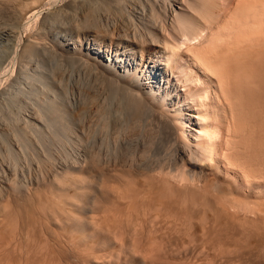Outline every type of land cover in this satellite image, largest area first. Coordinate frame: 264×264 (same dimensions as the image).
I'll return each instance as SVG.
<instances>
[{"label": "bare ground", "instance_id": "6f19581e", "mask_svg": "<svg viewBox=\"0 0 264 264\" xmlns=\"http://www.w3.org/2000/svg\"><path fill=\"white\" fill-rule=\"evenodd\" d=\"M62 1L65 2L64 0H62ZM67 1L68 0H66V2ZM75 1H72V2H75ZM80 1H82V0H80ZM94 1H96V0H94ZM113 1L114 0H109L107 3L111 4V2H113ZM116 1L120 4V5L118 4L119 8L121 6L125 7L124 6L125 2L123 3L124 0H115L113 3H115ZM138 1H140V2L136 1L137 3H135V2L134 3L136 5L138 3L140 4L141 0H138ZM144 1L145 2L142 3V5L140 4L141 6L139 5V10L136 12V13H139L141 15V17L142 16L148 17L147 18L148 20L144 19L146 17H144V18L142 17L144 19V22H145V20L147 21L146 23L143 22V19L141 21L144 23L142 25L145 26V29L147 31L146 32L147 35L145 34L146 37L144 39H142V38L145 35H143V37L141 36V39H142V40L140 39L141 41L140 40L135 41L133 38H129V37L126 38L128 35L129 36L134 35L133 33H132L133 35L129 34V32H130L129 26H131V24H130L131 21H130L129 23H127L128 26H127V24H125V26H127L128 28L124 27V28L128 29V33L126 32L127 36L124 34L125 38L121 36L122 38H124L121 40V37L119 36L120 35L119 34L118 36L120 37V39H116V40H119V42L121 40L122 44H121V42L120 43H114L115 41L113 40V37L111 38V41L113 40L114 42L112 41V43H106L105 40L106 39L110 40V37L104 39L107 34H103V31L101 34L100 33L101 30L97 29V32L99 31L100 34L97 33L95 35H92V33H91L92 30L86 31L92 27L93 23H95V22L91 21L92 24H90L89 23L90 20H93V21L96 20L97 21V19H94L95 16L92 18L90 16L84 17V19L89 18L88 21L85 20L87 26H85L83 23H80V25L83 24L81 26H83V27L85 26L86 30L83 29V27H82L83 30L81 29L82 30L81 31L77 27L78 25L75 24V25H77L75 27V29L78 31V32H76V30H75L76 34L75 33L74 34L76 36L71 37V38H67V36L64 35V32L60 31L57 34L55 33L54 39L58 43L57 48L60 47V49L61 48L67 49L68 51H70V53L72 55L73 54L74 55L75 54L83 55L84 56L83 58L86 57L87 60H90L93 63L92 66L93 65L95 66V71H96V69H98L97 72L100 71L101 74H103L105 76V77L102 76L101 78H103V77H104L103 79L106 78L107 80H105V81L107 84H108V82H110L109 86L107 85L106 88H104V89H108V90L111 89V91H113L112 88H114L115 93L120 92V93H118L119 95H121V93H122V95L124 97L123 96L119 97L121 102L119 100L118 101L120 102V105L123 101V105H121V106L123 107V112L125 114L123 115L122 109L120 108L121 113H119V115L122 114L125 118L129 117V118H127L128 121L130 118H131V120L137 119V121H138V119H141V121H142L144 118L146 119V118L154 117L156 119V120L155 119L154 120L158 122L157 124H159L158 126L161 127L159 129L165 130V131H163V132H166L165 135L162 132V130H161V132L163 133L164 137L165 136L166 137L162 138L161 137L162 135L160 136V135L156 134L157 135L156 138L159 136H160L159 138H162V140H160L161 142H158L159 140L158 141L154 140V141H152V142H154L152 144L150 142L152 139L151 138L150 140H148L149 142L148 141L146 142L147 145H149V146L146 145V148L149 149L150 145L152 147V145H154L157 142L160 143L159 146H157L159 148L155 149V148H157L156 147V145H158V143H157L156 145H154V147H155L154 149H152L153 148L152 147L148 150V151H151V150L154 151L155 150L154 153L151 151L152 154H150V153L148 154L147 153L148 151L146 149V152H144V150H143V152H140V151H142V150H140L139 152H140V154L141 153L142 154L137 155L138 149L142 145H144L145 142H143V141H144V139L147 140V138H144V139L139 140V141L136 138L135 141L136 140L137 141L134 142V140H133L134 143H132V145H131L130 143L132 142V139H130V138H132L131 136L133 134L132 135L130 134L131 136H129V134H128L127 137H130L129 138L130 141L127 138V139H125L126 142L124 144H126L127 140H128L129 143H127L128 145L127 144L126 145L127 146L131 145V147L129 146L130 148L128 149V147L125 146V148H124V146H123V148L125 150H127V149L128 150L124 154L120 150L121 153L120 152L119 153L122 154V156L121 155L119 156V154H118L119 157L115 156L116 159H115V161H113L114 162L113 164H111L109 161H107V164L102 162L104 164V166H103V164L101 163L103 158L100 161L101 154H99V152H96V153H98L96 155H100V158L93 153L95 156L92 154L94 157H92V159H90V161L88 159L85 166H81V167L76 166V169L73 166L74 167V169H73L67 165L69 170H67L64 174H62L60 176L58 175L59 172H57L56 170H55L56 172L54 171L55 174L52 171L53 176L54 175L56 176V173H57V178H55V177L54 178L57 180L58 185L60 186V188H59L60 190H59L57 187H55V186H57V185H55V183L54 184L51 183L53 185V187H55V189H52V190H59V191H53V194H55V196H56L54 201L56 199L61 200L60 204L63 203V206L61 205L62 209L59 208L60 210H57V207L55 208V205H56L55 202H57V205H58V203L60 201L59 202L53 201L54 203L53 204L51 203V204H52V207L54 205L55 209L52 207L50 208V206H49L50 203L47 200L48 198H46L43 201H47V204L49 207L46 208L43 205L44 202L41 201L42 204L39 203L38 206L36 205L35 209H34V206H35L34 205L32 209H29L30 210V212H29L28 208L32 207L31 202H29L30 198H31L30 201H32V199L35 200L33 197L40 195V193L38 195L37 194L33 195L30 193L31 195L27 194V196L29 197V200L27 198L28 202L25 201V203L26 202L28 203V204L26 203L27 204L26 207L29 205V207L26 208L27 209L26 211L31 213V214L37 215V219L39 218L38 221H42V223L44 221L46 223L49 222L50 226H53V227H54V225L52 224V222L57 223V224H55V226L57 228L54 227L56 229L51 228V227L49 229L48 223H47L48 225L45 227V228L48 227L49 230L46 229V231L48 230L47 233L49 232L48 234H50V235L54 232L52 230L53 229L55 230V232L52 234V236L54 235V238L50 237L51 238L50 240L52 242L51 244L55 245V243H56L60 246V244L63 243V240H65L66 241L65 246H67V243H69L67 247H69V245L71 246L70 249H68L67 247H65V248H67L68 251L70 250L71 252L70 251L67 252V249H64V250H66L67 256L64 253L65 251L63 250V253L61 255L65 254V255H63V256H65L64 259H63V256H61L62 257L61 258L60 255L57 258V257H55L54 252H57V253L61 252L60 251V250H62L61 247L64 246V244H62L60 246V249H58L59 251H56V248H54L55 251L54 250L52 251V249H49V247H48L51 245L47 243V247H45V249L47 248L46 251L44 249L40 252L38 249L39 253H41V254H39V256L41 255L39 260H38L39 257L37 255L38 251H36L37 253H35V251H34V253H32L33 250L32 251L31 250H28V251L23 250V253L21 255H20V253H17L20 256L15 254L16 256L19 257V259L17 257L18 260L15 258V260L18 262V264H31V263L35 264V259H37L36 264H64V263H62L63 260H64L65 264H67V263L73 264L76 262H78L80 264H158V263L164 264V263H166V261H164L165 258H164V260L162 258L164 256L163 254L165 252H167V254L168 253L171 254L172 251H176V252L179 251V253H175V256H174V252L172 253L173 256H171V255H170L171 257L169 256L170 258L175 257L177 260V258H178L177 254L180 255V251H182L185 255L186 254L185 252L188 253V251H190L193 248L197 249V251L199 250L198 253L202 256L205 253H207L208 251L213 250L211 253H214V255H213L214 257H211L212 259L211 258L209 259V257L211 256L209 252L207 253L210 255V256L208 255V258L207 257L203 258L202 256H199L198 253H196L199 256V258L197 257L198 262H193V260L190 259L192 257L189 258L191 260V262H190V260L188 259L189 256L187 257V259H185L186 255L183 259H181V261L189 260L188 261L189 264H206V263L207 264H211V263H213V264H231V261L234 262L236 259L235 257H237V255L240 257L241 256L244 257V255L252 254L254 251L255 252L262 251L260 253L264 254V249H263L264 243H263V245L261 243L254 244V243H251L250 239H249L250 241L243 240L242 242H240V243H242L241 245L235 244L236 242H239L240 240L231 241L232 244L233 243L234 244L233 245H227V244L223 243L222 241H217L216 239L215 240L217 242L212 244V242L209 241L210 237H212V236L209 235L210 234L209 233L210 228L208 227V225H210V222L211 221L213 222L214 217H215L214 222L218 223L216 220H218V221L220 220V222H221V220L223 219V216L219 215V214H222V213H225L224 215H226L228 213L227 216H229V217L233 216V218H234V215L235 216L238 215V219H241L242 221L244 220V218L249 219L248 222H246L247 220H245V222L247 224H250V222H249V221H251L250 219H252V222H254L256 219L264 220V202H263L264 198L263 197L260 198L259 196H261V195L258 196L257 193L255 194V189H254V187H255L254 182H256L255 180H258V178H260V177H261L260 179L264 178L262 176V175H264V0H168L167 4L164 3V1H163V3L166 5L161 4V6H159L160 3H159V5L155 4L156 0H144ZM56 2H57V0H0V88H1V85L6 81H8V84L7 83H5V84H7V85L10 84L9 81H12L14 79L13 77L16 76V75L14 76L15 72H17V74H19L18 75L19 80H21V81H19V80L17 81L18 84L20 82H23V83H26V85H28L27 82H29L30 87L33 85L30 83V81H32V80H36L39 83V82L44 81L43 80L44 76H45V79L55 77L52 75H51L52 77L48 76V75H50V73L46 70H45V72L46 73L48 72L49 74L47 73L48 74L47 77H46V73L44 75V69H45L44 65L47 64V61H50V60L53 62L52 63H51V61L48 62V66H49V63H50V65L53 64L55 61L53 59H55V57L52 58V56L53 55L55 56V54L52 53L53 55L51 54L52 56H49L50 55L49 52H45V51H50L49 49H51V48H48V50H46L47 47H46V49H44L42 47L43 45H46L45 44L46 42L43 43V41H45L44 40L45 36L47 34L49 35V32H47L48 28L46 29V34H43L44 33L43 31H45L44 29L47 27V25L49 23H51V22H48L46 17L48 16L49 13H50L49 14L50 16L52 14H54L53 13L54 11H51L52 13L50 11H49V13L47 12V16L44 15L45 16L44 19L47 20L44 23H46L47 25L45 24L46 25L45 26L44 23L42 22L43 23L42 25H44L45 28H41L39 26L40 29H43L42 32L39 29L41 34H38L40 32L37 29L36 30L38 32L34 31V32H36L37 35L32 33L33 30L32 31L30 30V32L32 33L31 34L32 36H30L26 30H28V28L30 27V24H29L30 22L39 21L40 18L44 17V16H42L43 11L41 12V10H40V7L42 5L43 6L44 5H46V6L47 5H49V6L55 5V4H57ZM72 2L70 0V4ZM84 2H85V0L83 1V3ZM89 2H91V3L87 4L88 7L93 3V0L92 1L90 0ZM103 2H104V0H103ZM103 2L101 1V4ZM142 2H143V0H142ZM159 2H160V0H159ZM76 3L79 4V2H77V1H76ZM121 3L123 5H121ZM67 4H68V2H67ZM70 4L67 6L65 5V6L67 8L72 7L71 10L74 7H75L74 10H75L76 6L78 5V4H76V5L72 6ZM72 4H74V3H72ZM96 4H98V3H96ZM101 4H98V5L101 6ZM94 5H93V7H94ZM156 5L158 7H163V11H159V9L162 10V8H159L157 10L158 7L156 8ZM103 6H105V8H106L107 5L103 4ZM91 7H89L88 9L90 10V12H92L91 14L93 16V13L95 15L99 10L97 12H93V11H91V9H92ZM135 7H138V5ZM79 8H82V7L79 6ZM96 8H97V6H96ZM97 9H101V8L99 7ZM112 9H113V7H112ZM135 9L137 10L138 8H135ZM74 10L71 12V14L73 12H75ZM78 10H80V9H78ZM86 10H87V8H86ZM86 10H85V12H86ZM61 11H62V7H61ZM94 11H95V7H94ZM102 11H103V9H102ZM65 12H66V8L64 10V13ZM90 12L89 13L87 12L86 15L90 14ZM99 12H101V11H99ZM61 13H63V12H61ZM55 14H54V16H55ZM74 14H76V13H74ZM104 14H106V13H104ZM53 17H51V18L53 19ZM141 17H139L140 18L139 20H141ZM51 18L48 17L49 20ZM55 18H57V17H55ZM158 18H161V20ZM44 19H43V21H44ZM54 19H53V21H54ZM79 19H80V17H79ZM133 19H134V22H132L133 27L135 25V27H137L136 30L138 31V26H136V23L138 24L139 20L138 21L136 20L137 22L135 23V16ZM62 20H63V18H62ZM130 20H131V18H130ZM40 21H39V23H40ZM50 21H52V20H50ZM53 21H52L53 25H51V26H54L56 24V23L54 24V22H56V21H54V22ZM60 21L58 20L57 22H60ZM85 21H83V22L85 23ZM78 22H80V21H78ZM37 23H35V26L39 25V24L36 25ZM61 23H57V24L60 25ZM64 25L65 24H63L62 26H64ZM66 25H67V23H66ZM94 25H96V24H94ZM138 25L140 26V24H138ZM55 26H54V29L53 28H50V29L55 30ZM60 26H59V29L63 30V28H60ZM71 26H73V24L72 25L69 24L68 27L73 29L74 27L72 28ZM89 26H91V27H89ZM98 27H100V26H97V28ZM143 27H141V28H143ZM57 29H58V27H57ZM71 29H68V30L71 31ZM102 29H103V27H102ZM23 30L25 32H27L29 35V37H27L26 39H23L22 37H20V32ZM66 30H67V28H66ZM123 30H126V29H123ZM132 31H133V28H132L131 32ZM141 31H145V30L143 29ZM141 31L139 30L137 33L139 34V32H141ZM73 32H74V29L71 33H73ZM95 32H96V30H95ZM108 32H109V30H108ZM123 32L125 33V31H123ZM42 34H43L44 38H42L43 37ZM52 34H54V33H52ZM62 34L64 36H62ZM112 34H113V32H112ZM35 35L36 36L39 35V37H37V38H40V37L42 38V40H43L42 44L40 42L41 40L39 42L36 40ZM71 35H73V34H71ZM101 36L102 37L104 36V38H102ZM135 36H139V35H135ZM116 38H117V36H116ZM138 38H140V37H138ZM51 39L53 40V38H51ZM49 45H51V44H49ZM49 45L47 44L46 46H49ZM51 50H55L54 53H56V51L58 49H56V47H54V49H51ZM44 52L46 54L48 53V58L51 57L52 59L48 60V58L46 57L47 55ZM64 53H65V50H64ZM68 55H70V54H68ZM67 56H66V60H67ZM63 57L64 56H62V58ZM46 58H47V60H46ZM68 58L73 59V56L72 57L70 56ZM83 58H82V60H83ZM77 59H80V58L76 57L75 60H77ZM17 60H19V62H20L19 67H17V65H18L16 62ZM35 61L37 64H34V66L37 65L36 66L37 68H36V70L35 69L33 70V66H31V69L33 71H35V74L33 72H31L32 73V75H31L30 71H29L30 67H29V69L27 67L32 65V63ZM72 62H74V60H72ZM84 62H83V64H84ZM87 63L88 62H86V64ZM57 64H59V63H57ZM79 64H77V65L79 66ZM45 66H47V65H45ZM88 66H91V65H88ZM51 67H52V65H51ZM92 68L89 67L90 70ZM54 70H55V68H54ZM84 70H86V71L88 70L87 66H86V68H84ZM52 72H54V71H52ZM60 72H62V71H60ZM100 72L98 73L99 75H100ZM87 73H89V72L87 71ZM90 74H91V72H90ZM94 75H96V74L94 73ZM91 76H93V75L91 74ZM96 77H98V76L96 75ZM96 77H94L95 82L96 81L98 82V80H96ZM15 79H14L15 83H14V81H13V83L17 85V82H16L17 79L16 80ZM100 79H99V81H100ZM33 83H35V82L33 81ZM100 83H102V81ZM103 83H104V81H103ZM5 84L3 85L4 87L6 86ZM13 85H12V88L9 86L5 87V88L6 89L7 88L13 89V87L15 88V86H16V85L15 86H13ZM23 85L24 84H21V85H19V87L20 86L23 87ZM34 85L36 86V84H34ZM41 86H43V85H41ZM91 86H93V84ZM98 86H100V85H98ZM111 86H112V88H110V89L107 88V87H111ZM22 87L19 89L21 90V93L23 95V89L24 88H22ZM103 87H104V84H103L101 89H103ZM26 88L27 87H25V90H26ZM33 88H32L33 91H35L37 89V88L35 89V87H33ZM88 88H89V86H88ZM96 88H94L93 91L91 90V88H89L91 91L90 90H88V91H90V93L95 92L94 90H96ZM25 90H24V92H25ZM6 91L7 90H5V92ZM10 91H12V90H10ZM62 91H61V93H62ZM3 92H1V93H3ZM12 92H15V91L13 90ZM17 92H20V91L18 90ZM36 92H37V90H36ZM96 92H97V94H99L98 91H96ZM105 92H106V90L103 91L104 94H105ZM108 92H110V91H108ZM108 92H106L105 96L108 94ZM1 93H0V95H1ZM16 93L14 95H17V96L13 95V96H11V98L9 100L3 99L2 101H5V102L7 100L11 101L9 103L8 102H6V103L4 102V103L7 106H8V104H9V106H10V104L17 106V108H16V110H17L20 106L22 107L23 104L21 105V103H22L21 100H22L23 96H24V98H26L25 93H27V92L24 93L25 95H23L22 98H20L18 93L17 94ZM21 93H19V94L21 95ZM28 93H32V92L29 91ZM28 93L26 96L30 95ZM103 93H102V95H104ZM10 94H12V93H10ZM34 94H37V93H34ZM34 94L32 93V96ZM40 94H41V92H40ZM110 94H114V91L112 93L110 92ZM7 95H8V91H7ZM7 95H5V98H8ZM34 96H36V95H34ZM95 96H92V97L97 98L99 95H96V93H95ZM111 96L113 97V95H111ZM2 97H4V96L2 95ZM2 97H0V98H2ZM89 97H90V94H89ZM89 97H87V98L89 99ZM95 98H94V101H95ZM98 98H100V97H98ZM114 98H115V96H114ZM38 99H39V97H38ZM100 99H102V96ZM107 99H110V97ZM107 99H105V100L102 99V100L107 101ZM112 99L113 98H111V100ZM29 100H31V99H29ZM91 100L92 99H90V101ZM99 100L97 102H99ZM92 101H91V104H92ZM104 101H102V105L103 104L104 105H107V104H109V105L113 104L114 105V103H112L113 101L112 102L110 101V103H108L109 101H107L106 104L104 103ZM25 102H26L25 103L26 104L25 108H26L29 102L28 103H27V101H25ZM84 102H86V101H84ZM4 103H2V102L0 103V111L1 110L3 111V115L5 114L4 111L5 112L11 111L10 116L12 118H14L13 120L15 122H18L17 120H15V117L12 115L15 113L17 115L19 111H17V112L15 111V113L12 112L11 109L15 108L13 105H12L13 107L10 106L11 109L9 111L6 110V108H3ZM30 103L33 104L32 102H30ZM53 103H55V102H53ZM81 103H82V101H81ZM88 103L89 102H87V104ZM31 104H30V106H31ZM91 104H89L88 106H90ZM94 104L95 105H93V106L95 108H97L96 104H98V103H96V101H95ZM115 104H118V102ZM18 105H19V107H18ZM46 105L44 104L43 106L46 107ZM7 106H4V107H7ZM86 106H83V107H86ZM10 107H8V108H10ZM31 107H33V106H31ZM99 107H101V103H100V105H98V111L101 109ZM107 107L108 106H106V108ZM113 107L114 106L110 107L111 110ZM22 108H24V107H22ZM106 108H104L106 111L109 110ZM19 109H21V108H19ZM44 109L45 108H43V110ZM104 109L102 110L103 112H104ZM115 109L117 110L118 108H115ZM14 110L15 109H13V111ZM26 110H28V108H26ZM32 110H33V112H36L35 114L37 115V116H35L36 117L35 121H37L39 123H43V126H45V127L46 126L50 127V124L53 122V120L58 117V116L54 115L55 118L52 117L53 120L51 119L50 116L46 117L47 115H46V113L44 114L45 111L43 112L42 108L38 109V111L42 110L40 114H39V112L37 113V111H34L37 109L34 108ZM32 110L30 109V111H32ZM111 110L109 111V112H111V114L108 111L107 112L111 115V117H113L112 116L113 110L112 111ZM95 111H97V110H95ZM114 112L116 113V111H114ZM19 113H21V112H19ZM23 113H24V109H23ZM31 114H29V115H31ZM106 114L107 113L104 112V117L103 116H101V117L107 118ZM95 115L98 116L97 113ZM5 116L7 117L6 114H5ZM21 116H22V113H21ZM116 116L117 115L114 114V117H116ZM0 117H1V115H0ZM16 117H18V115ZM124 117H117V118L120 120V118L123 119ZM5 118H4V116H2L0 118V122L3 121ZM21 118H19V119H21ZM23 118H24V116H23ZM32 118H33V116H32ZM109 118H107V119H109ZM125 118H124V120H125ZM29 119H27V117H26L23 121L19 120L20 122L23 123V125H22V127L24 126L23 130L26 128V130L29 129V131H30L31 128H33L32 127L33 126L32 120L31 119L29 120ZM94 119H95V117H94ZM114 119H116V118H114ZM150 119L152 120V118H150ZM9 120L7 122L8 125L7 126L3 125V127L5 126L8 128L9 124L12 122V120L10 122H9ZM119 120H118V123L121 124L120 126L121 127L124 126L125 122H123L121 120L123 122L122 123V122H119ZM151 120H149V121H151ZM4 121H6V120H4ZM128 121H127V124H128ZM135 121H134V123H135ZM105 122H106V120H105ZM115 122L116 121L114 120V127H115ZM56 123L57 122H55V124ZM134 123H133V126H134ZM138 123L141 124L140 122H138ZM1 124H3V123H0V125ZM5 124H6V122H5ZM20 124H18V129H19ZM157 124L155 123L156 126L154 125L156 128H157ZM11 125H13V124H10V126ZM105 125H107V124H105ZM10 126H9V128H10ZM37 126H38V129H40V130L42 129L41 124L40 125L38 124ZM39 126H40V128H39ZM65 126L63 127V129L65 128L67 130V128ZM125 126L127 128L126 124H125ZM137 126L135 129H137ZM22 127L20 126L19 132H18V129L16 128L15 134L12 133V134H9V136L7 135L8 136L7 139H9L11 136L14 138L13 135L17 136V132L20 135L24 136L25 135L24 133L23 134L20 133V132H22ZM114 127H113V129H114ZM116 127H118V126H116ZM121 127H119V128H121ZM140 127L138 126V128H140ZM133 128H132V131H134ZM156 128L154 130H156ZM11 129H12V126H11ZM104 129H106V128H104ZM122 129H123V127H122ZM122 129H121V131H123ZM159 129L157 130L158 132H159ZM4 130L6 131V128H4L2 130V132ZM26 130H24V131H26ZM42 130H44V129H42ZM42 130L40 131V133L42 132ZM118 130H117V132H118ZM31 131L29 133H31ZM136 131H138V130H136ZM149 131H151V130L148 129L147 131H144V132H149ZM153 131H151V132H153ZM157 131H156V133H158ZM26 132L28 133V131H26ZM33 132H35V131H33ZM129 132H131V131H129ZM144 132H142V134ZM161 132L158 134H161ZM29 133H28V135H29ZM96 133H97V135L99 134V132H97V130H96ZM139 133H141L140 129H139ZM139 133L136 132L137 135H139ZM0 134H2V133H0ZM101 134H103V133H101ZM114 134H115V132H114ZM121 134L122 133L119 134V137ZM146 134L148 135V133H146ZM4 135L5 134H2V136H4ZM123 135L124 134H122V136ZM16 136H15V138H17ZM32 136L33 135H31V138H32ZM101 136H103V135H101ZM133 136H135V135H133ZM140 136H141V134H140ZM145 136L146 135H144L143 137H145ZM104 137L105 136H103V140L105 139ZM141 137H138V139H141ZM151 137H152V135H151ZM133 138H135V137H133ZM156 138H154V139H156ZM20 139H21L20 144H21V142H22V144L24 143L23 146L27 148V145H28V143L26 144L27 139L24 137H22ZM13 140H11V141H13ZM18 140H19V138H17V141H14L13 143H15V142L18 143ZM30 140H32V139H30ZM94 140H96V138H94ZM103 140L102 139L100 140V137H99V142H101V141L103 142ZM105 140H107V139H105ZM119 140H120V138H119ZM0 141H2V140H0ZM117 141H118V139H117ZM41 142H42V140H41ZM95 143H96V141H95ZM95 143L93 145H95ZM104 143L105 142H103V144ZM107 143H109V142L107 141ZM114 143H116V142H114ZM140 143H142V144H140ZM148 143H151V144H148ZM1 144L2 143H0V145ZM37 144L40 145L38 142L36 143V145ZM96 144H101V143L97 142ZM109 144H111V143H109ZM109 144H108V146H106V148L110 147ZM120 144H121V142H120ZM17 145H19V143ZM34 145H32V146H34ZM102 145H100V146H102ZM116 145H114V146H116ZM42 146H43V144H42ZM30 147H31V145H30ZM43 147H44L43 150H46L45 146H43ZM99 147H98V151L102 152L104 145H103V147H101L102 150H99ZM116 147H114V148L116 149ZM120 147H121V145H120ZM144 147H143V149H144ZM19 148H20L19 150H21L23 147L19 146ZM32 148H31V151H32ZM4 149H7V147ZM9 149H8V151H10ZM40 150H41V147H40ZM96 150H97V148H96ZM110 150L108 153H105V152H107V149H106V151L104 153L108 155L110 153ZM117 150L118 149H116L115 152H117ZM5 151L3 150V152H5ZM13 151L16 152V150H13ZM23 151H20V153ZM1 152H2V150H1ZM3 152H2V154H3ZM24 152H26V150ZM87 153H88V151H87ZM2 154H1V156H2ZM10 154H13V153L10 152ZM24 154H26V153H23V155ZM16 155H14V159L11 158L15 161L13 164L5 156L8 163L10 162L9 164H11V165L7 164L8 166L6 165L7 171L8 170L9 171H15L16 170V168H17V164H16L17 163V161H16L17 157H16ZM110 155H112V154H110ZM114 155H117V154L114 153ZM114 155H112V156H114ZM3 157L4 156H2V158ZM37 157H39V155ZM102 157H103V155H102ZM8 158H10V157H8ZM46 158H48V157H46ZM86 158H87V156H86ZM89 158H91V157H89ZM109 158H111V156ZM105 159H106V155H105ZM112 159H114V158H112ZM29 160L31 161V158ZM50 160H48L49 163H50ZM106 160H108V159H106ZM3 161H4V158H3ZM38 161L39 160L37 159V162ZM84 161H83V163H85ZM108 162H109V164H108ZM23 163H25V162H23ZM3 164H4V162H3ZM62 164L63 163H61L60 165H62ZM76 165H78V163ZM6 166L3 165L2 166L3 169ZM70 168H71V170H70ZM47 169H49V168L47 167ZM47 169H45V170H47ZM59 171L61 173H63L62 170H59ZM63 171H65V170H63ZM222 174H223V176H222ZM226 174H228L227 177H226ZM16 175H18V174H16ZM53 176H52V178H53ZM11 177H13V176H11ZM30 177H31V175H30ZM47 177H48V175H47ZM8 179H10V178H8ZM14 179H16V178H14ZM49 179H50V176H49ZM13 180H11V181H13ZM45 180L43 183L40 180H38L42 183V184L40 183L41 184L40 186H39V182L37 181L38 182L37 185L39 186L40 191H41V189L44 190V188H46L45 187L46 184H44V183H49V182H45ZM56 180H54V182ZM20 181L21 180H19V182ZM258 181H260V180H258ZM51 182H52V179H51ZM13 183H12L11 187L16 184V183L15 184H13ZM33 184H35V183H33ZM49 184L46 185L47 188L51 187V185L49 186ZM19 187H22V186L20 185L17 187V189H14L17 191L16 192L17 194H18V190L19 191L21 190V188H19ZM33 187L34 186H32V188ZM12 188H15V187H12ZM22 188H24V186ZM25 188H26V186H25ZM2 189H3V187H2ZM11 189H9V190H11ZM248 189H251V192H252L251 194H249ZM33 190H35V189H33ZM33 190H32V193H33ZM48 190H51V189H48ZM48 190H46V192H48ZM52 190L50 193L51 195H52ZM12 191H13V189L11 190V192ZM36 191H37V189H36ZM247 191H248V193H247ZM261 191H263V190H261ZM13 192L11 194L16 199V202L18 201V204L19 203L21 204L22 201H24V198L27 197L26 194L24 192H22V193H24L25 197L23 198L22 201L19 202V200H21V198L14 196L15 194H13ZM30 192H31V190H30ZM4 193H6V192H4ZM260 194H262V192ZM18 196H20V195L18 194ZM46 196H47V194H46ZM262 196H264V195H262ZM41 197L38 196V198L40 200L43 198V197L42 198ZM6 202H7V200H6ZM60 204H59V207H60ZM14 205H12V206H14ZM18 206L17 207L14 206V208L16 207L17 209H19ZM22 206H24V208H25V205L22 204ZM22 206L20 205L19 207H22ZM14 208L12 207V209H14ZM4 209H0V210H2L4 213L5 212ZM9 209H11V208H9ZM11 210L9 211L10 212L9 216L7 215L9 212L8 213L6 212L7 214L4 213L6 215V217L8 216V218H9L12 215L11 213H13L14 210L12 212H11ZM20 210L21 209H19L18 211H20ZM16 212H14V214H17ZM87 212H89V217H90V213H91V215H92L91 219H93L92 221H94V222L99 221L98 222L99 225H100L101 221H107L108 223H110L109 222L110 220L112 221V224L111 223L108 224L109 226H111L110 230L107 229V228H109V226H106V225H105V227H107V228L106 229L103 228V230L105 229V231L106 230L109 231L108 233H106L107 231L104 232L106 234V235H104V237L97 234L102 229L100 226L99 227L101 229L98 230L99 232L97 230H94V232H96V234L94 232H93L94 234L90 233L92 231L89 230V226H91L90 229H92L93 227L90 224L91 219H89V217L87 216L88 215ZM20 213H18V215H20L18 218L22 217V219L25 218V217H23L24 215L28 216V214H29V213L28 214L26 213V214L22 215V211ZM82 213H84V214H82ZM85 213H86V215H85ZM230 213H232L231 214L232 216L229 215ZM3 215H1L2 217H0V220H1L0 224L1 225H2L1 222H3L2 219L5 218V215H4V217H3ZM34 215H32L33 216L32 218H34ZM81 215H85V217L83 216L82 217L83 219H82ZM217 215H219V217ZM86 216L90 220V223L87 222L86 220H84V218H86ZM221 216H222V218H221ZM240 216L242 218L243 217L244 218L242 219V218H240ZM217 217H218V219H216ZM10 218H11L10 221L11 220L12 221L13 220H16V221L19 220V219H13L12 217H10ZM233 218H230V219H233ZM5 219H3V220H5ZM119 219L121 222H122L121 219H125L127 221L128 220L130 221V219H132L135 222L138 221L136 223L138 225L140 224L139 222H141V224L143 223L142 224L143 226L140 225V227L142 226V228L141 229L139 228L143 232V234L140 233V231L139 232L137 231L138 229L136 228L137 227L136 226L133 228V231L131 230L132 231L131 235H130L131 237L127 236L130 234V230L128 232L126 231V235L123 236L125 233V229H126L124 227H127V226L123 225L125 220H124V222H122V225L124 227L122 225H119L120 221H116ZM195 219H196V221L194 223ZM230 219L228 218V220H230ZM235 219H234V221H235ZM27 220H29L28 222H31V225H33L32 224V222H34L33 219L31 220V218H30ZM27 220H25V219L23 220L26 222V225L28 223ZM53 220H55V222ZM113 220L118 222V225L115 226V224H113ZM132 220H131V222H133ZM198 220L200 221V223L198 224L199 226L194 225V224L198 223L197 222ZM16 221L15 222L13 221L14 223L13 222H11V223L16 225V223H17ZM115 221H114V223H115ZM162 221H164V222H162ZM8 222H9V220H8ZM45 222H44V224H46ZM165 222L166 223L168 222L170 224V226H171V224H173V226L176 228L177 232H179L178 234L182 233V235L179 236L181 238H179L177 236L178 234H176V235L174 234L175 237L173 238V240L171 239L173 235L171 237H169L170 240H172L171 241L172 243H173L175 238L178 239V241L181 239L179 241L180 243L178 242L179 245L177 243L176 244L173 243V246L171 244H169V242H168L169 239L167 238L168 237L167 233L171 232L170 230H174V229H171L170 227H168V230H169V228H170V230H169V232L165 233L166 231H168V230H166L167 227H165L166 231L164 229H162L166 225ZM224 222H226V221H224ZM237 222H238V220H237ZM5 223L3 222L2 226H4ZM9 223H7V225ZM102 223H104V222H102ZM127 223H128L127 225L129 226V222H127ZM157 223L163 225V226L161 225V227H162L161 229L158 228L159 230H162L163 232L158 231L159 232L158 233L156 231L157 230L156 229ZM242 223H244V222H241V224ZM12 224H10V225H12ZM37 224L40 225L41 223L38 222ZM169 224L167 226H169ZM15 225L12 227L13 229L10 232L15 231L14 227H15V229H18V226L20 224L18 226L17 225L15 226ZM26 225L23 224L22 226H25L26 227L25 230L27 231L28 229H27ZM28 225H30V224H28ZM113 225H114V227H113ZM130 225H131V223H130ZM132 225H133V223H132ZM43 226H45V225H43ZM97 226H96V229H97ZM173 226H172V228H173ZM4 227L7 228L6 226H4ZM121 227L124 228V233H123V228L121 229ZM210 227L215 229L214 225L213 226L210 225ZM34 228L36 229V227H34ZM94 228H95V226H94ZM127 229H129V227H127ZM1 230H2V228H1ZM19 230H20V228H19ZM59 230L61 233L59 232L60 234H58V237L59 238L61 237L60 239L62 240V242H61V240L59 241L61 243H59L57 241L58 238L55 236V235H57L56 231H59ZM6 231H7V229H6ZM120 231H122V233H123V234L121 233L122 236L124 237L123 239H121ZM62 232H64L63 235H61ZM136 232L140 233V236L141 235L143 236L144 234L147 235L145 237V242H143L144 237L139 238L140 240L137 239L139 237L138 236L139 234ZM155 232H156V234L158 233L157 234L158 236L165 233L163 235L164 236L166 235L167 237H166V241L164 239H163V241H165L166 243L165 242L161 243L162 238H164L163 236H160V238L162 237L161 239L160 238L158 239V237L155 238L156 237ZM160 232H161V234H160ZM210 232H211V230H210ZM43 233H44V231H43ZM2 234L3 233H1V235ZM18 234L20 236V232ZM25 234H24V236H25ZM31 234L32 233L30 232V235ZM152 234L153 235L155 234V236H153L154 239L153 238L151 239ZM211 234H212V232H211ZM12 235H13V233H12ZM12 235H11V237H12ZM14 235H16V234H14ZM32 235H34V234H32ZM50 235H48V236H50ZM135 235H137L136 238H135ZM169 235H171V234L169 233ZM40 236H41V234H40ZM44 236H46V235H44ZM149 236H151L150 240L147 239ZM11 237H10V239H11ZM21 237H23L22 233H21ZM25 237L27 238V235ZM128 237H130V238L128 239ZM247 237L249 238V236H247ZM247 237H246V239H247ZM3 238H2V240H3ZM13 238H15V236ZM62 238H64V239H62ZM227 238L230 239L228 236H227ZM124 239H128V240H125L128 242H124L123 241ZM134 239H135V241H134ZM157 239L160 242H158ZM2 240H1V242L3 244ZM7 240H9V239L7 238ZM12 240H14V239H11L10 242L13 243L14 241H12ZM50 240L48 239V241H50ZM53 240H55V241H53ZM119 240H122V242ZM225 240L227 241V239H225ZM24 241L25 240H23V242ZM36 241H38V240H36ZM65 241H64V243H65ZM118 241L121 243H117ZM137 241H139L140 243L139 242L137 243ZM226 241H224V242H226ZM10 242H8V243L11 244ZM25 242H24V244H25ZM46 242H47V240H46ZM175 242H177V240H175ZM213 242H214V240H213ZM260 242H264V240L263 241L261 240ZM8 243L3 244V245L4 246L8 245L7 247L9 248L10 246ZM167 243H168V245H167ZM13 244L16 246V244H18V243H13ZM115 244H118L119 246L115 245ZM22 245H23V243H22ZM54 245H52V246L55 247L56 245L55 246ZM174 245L177 247L176 250H175ZM25 246H27V245H24L19 250L22 251L23 248H25V249L28 248ZM19 247H20V245L18 246V248ZM8 248H4V249L6 250ZM0 249L2 250L3 247L1 246ZM11 249H12V247L8 250H11ZM14 249H15V247H14ZM14 249H13V251L11 250L10 252H8L6 250V252L4 251L5 253L3 252L1 254L2 257L6 258V259H7V256H9L8 259L6 260V263L9 260L8 264L10 262H11L10 264L14 263V262L12 263V261L14 260L15 255H11V256L9 255V253H11V252H12L11 254H14V252H16ZM30 249H33L32 246ZM16 250H17V248H16ZM35 250H37V249H35ZM168 251H170V252H168ZM197 251L194 250V252H197ZM7 252H8V255H6ZM29 253H32V255H33L32 256L30 254L31 255L30 261L28 260V258H29L28 254ZM35 254L38 258L34 257ZM58 254H60V253H58ZM160 254H162V255H160ZM167 254L164 257L169 255V254L168 255ZM181 255L183 257L182 253H181ZM189 255H190V253H189ZM195 255H193V253H192V256L196 260L197 258L195 257ZM234 255H236V256H234ZM255 255H257V254H255ZM157 256H159L160 258ZM260 256L262 257L261 254H260ZM10 257L13 258L12 261H10ZM33 257H34V260L32 262ZM200 257H202V259ZM243 257H241V258L244 260ZM166 258H167V262H168V260H170V259L168 257H166ZM241 258H240V260H241ZM247 258H249V257H247ZM238 259H239V257H238ZM250 259H252V258H250ZM162 260L164 261V263ZM176 260L172 261V262H174L176 264V262L178 261V260L177 261ZM240 260H237L238 261L237 264H239V263L250 264V263H247L249 261V259H247L248 261L244 260L246 262H244L243 260H241V262H240ZM2 261L4 262V260H2ZM28 261L31 263H29ZM37 261H38V263H37ZM205 261H206V263H205ZM237 261H235V262H237ZM78 263H76V264H78ZM180 263L186 264L187 262L184 263V261H183V262H179V264ZM254 263H255V261H254ZM256 263H258V262H256ZM234 264H236V263H234Z\"/></svg>", "mask_w": 264, "mask_h": 264}, {"label": "rangeland", "instance_id": "374dc122", "mask_svg": "<svg viewBox=\"0 0 264 264\" xmlns=\"http://www.w3.org/2000/svg\"><path fill=\"white\" fill-rule=\"evenodd\" d=\"M65 2H63L62 0H57V4H55V5H42L41 7H40V10H41V12L43 11V13H42V16H47V12L49 13V11L51 12V11H54L53 13L55 14V16H54V14H52L51 16L48 14V16L46 17V19L48 20V22H51V23H49L48 25L46 24V23H44L45 21H47L46 19H44L45 18V16L43 17V18H40V23H39V21H36V22H30L29 24H30V27L28 28V30H26L28 33H29V35L30 36H32L31 34L33 33V34H36V32H34V31H39L40 32V30H41V32H42V30L43 29H40V27L41 28H45V26L47 25V27L44 29L45 31H43L44 33L43 34H46V29L48 30L47 32H49V35L46 37L45 36V41H43L42 40V38H44V36H43V34H42V38L40 37V38H37V37H39V35L38 36H36V40L39 42L40 40V42H41V44H42V41H43V43L44 42H46L45 44L47 45H49V44H51V45H49V46H46V45H43L42 47L44 48V49H46V47H47V49L46 50H48V48H51V49H54V47H56V49H58L57 51H56V53H54L55 52V50H51V49H49L50 51H45V52H49V56H52L53 54H55V56L53 55L52 56V58L53 57H55V59H53V60H55L54 61V63L53 64H51L52 65V67H51V65H50V63H49V66H48V62H50V61H47V64H45V65H47V66H45L44 65V67H45V69H44V75H45V70L46 71H48L49 73H50V75H48L47 73H46V77H47V75L48 76H50V77H52V76H55V77H52V78H46L45 79V76H44V78H43V80L44 81H42V82H39L38 83V81H36V80H32V81H30V83L31 84H36V86L34 85H32L33 87H35V89L37 90V92H36V90L35 91H33L32 90V88L30 87V84H29V82H27V84L29 85H26V83H23V82H20L19 84H18V80H19V74H17V72H15V74H14V76L15 77H13L15 80H16V82H17V85L16 84H14L15 83V81H14V79L12 80V81H9V85H7L8 84V81H6V82H4L2 85H1V88H0V93L1 92H5V90H7L8 91V95H7V91L4 93H1V95H0V97H2V95L4 96V97H2V98H0V103L2 102V103H4L5 101H2L3 99H10L11 98V96H13L18 90L20 91V92H17L18 93V95L20 96V98H22V96L23 95H27V93L29 92V91H31L33 94L34 93H37V94H34V95H36V96H32V93H28V94H30V95H28V96H26L25 95V97L27 98H24V96H23V98H22V103H21V105L23 104H25L26 102L25 101H27V103H28V105H27V107L26 108H28V110H26V108H25V106H26V104L23 106L22 105V107H24V108H22L21 106L19 107V105H18V107L19 108H21V109H17L16 110V108H17V106H15V105H13L15 108H13V109H15L14 111H13V109H11V107H13L11 104H10V106H9V102H11V101H6V102H8L7 104H8V106L7 105H5V103L3 104L4 106H7V107H4L3 106V108H6V110H12V112H14L15 113V111L17 112V111H19V112H21L22 113V116H21V113H19L18 112V117H16L17 115H16V113L15 114H13L12 116H14L15 117V120H17L18 122H15L13 119L14 118H12L10 115H11V111H9V112H5L4 111V113L7 115V117L5 116V114L3 115V111L1 110L0 111V115H1V117L2 116H4V118L6 117L8 120H9V122L12 120V122L10 123V124H13V125H11L12 126V129H11V126H10V124H9V126H10V128H9V126H8V128L7 127H5V126H7L8 125V120L5 118L4 120H6V121H1L0 123H3V124H1L0 125V133H2V134H5L4 136H2V134H0V140H2V141H0V143H2L1 145H0V147L2 148H0V153L2 154V152H3V150L5 151V152H3V154H2V156H4L3 158H4V161H3V158H2V156H1V154H0V209H4V213H8L11 209H12V207L14 208V206H18L19 204H18V201L16 202V199L13 197V195L11 194L13 191L15 192H13V194H15L14 196H17V197H19V198H21V200H19V202L20 201H22L23 200V198L25 197V195H24V193L26 194V196H27V194H33V195H35V194H39L40 193V195H38L39 197H41L42 199L40 200L39 198H38V196H35V197H33L35 200H33L32 199V201H30L31 200V198H30V200H29V197L27 196V197H25L24 198V201H22V203L20 204L21 206H22V204L23 205H25V208H24V206H22V207H19L18 206V208L19 209H21L20 211H18L19 209H17L16 207V211L14 210V209H12L11 210V212L14 210V212H16L17 214H14V212L13 213H11L12 215L10 216V217H12L13 219H19V220H13L14 222L16 221L17 223H16V225L18 226L19 224V226H18V229H15V227H14V230L15 231H13V232H10V231H12V227L15 225V224H12L11 222H13L12 220L10 221V217L8 218V216L10 215V212L7 214L8 216L6 217V215L3 213V211L2 210H0V217H2L1 215H5V218H3V219H5V220H3L2 219V221L5 223L6 221V223H5V225L4 226H6L7 228H5L4 226H2L3 225V222H1L2 223V225L0 224V242H1V240H2V238H3V244H6V243H8V242H10V240L11 239H14V240H12V241H14L13 243H18V244H16V246L12 243V242H10L11 244H9V248L7 247V246H4L3 244H2V242L0 243L1 245H0V247L2 246L3 247V249L1 250L0 249V264H5L6 263V260L8 259V257L9 256H7V259L6 258H4V257H2V253L5 251L6 252V250L8 251V252H10L11 250L13 251V249H14V247H15V251L16 252H14V254H11V253H9V255L11 256V255H15V254H17V253H20V255L23 253V250H33L32 251V253H34V251H35V253H37L36 251H38V249H39V251L41 252L42 250H44L45 249V247H47V243L48 244H50L51 246H48L49 247V249H52V251L54 250L55 251V249L54 248H56V251H59L58 249H60V246L62 245V244H64V246H62L61 247V249L62 250H60L61 252H58V253H60V254H58L57 252H54L55 254V257H57L58 258V256L60 255V257L61 256H63V255H65L66 254V256H67V253H66V250H64V249H70V245H69V247H67L68 246V244L69 243H67V246H65V244H66V241L65 240H63V243H61L62 242V240L58 237V234H60L61 232H60V230L59 231H56V233H57V235H55L57 238H58V242L61 240V242H59V243H61L60 244V246L58 245V244H56L55 243V245L54 244H51L52 242H51V238L53 237L54 238V235L52 236V234L55 232V230L54 229H56L57 227L55 226V224H57V223H53L52 222V224L54 225V227H56V228H54L53 226H50V223L49 222H45L46 224H44V222L42 223V221H38V219H37V215H34V214H31V213H29L30 212V210L29 209H32L33 208V206H34V209L36 208V205L38 206L39 205V203H41L42 204V202H44V206L47 208V207H49L50 206V208L52 207V204L55 202V201H60L59 203H58V205H57V202H55L56 203V205H55V208L57 207V210H60L59 208H61V205L63 206V203L62 204H60L61 203V200H59V199H56L55 201H54V199L56 198V196H55V194H53V191H59L60 189V186L58 185V182H57V180L55 179V178H57V173H56V176L54 175L53 176V172L56 170L57 172H59L58 173V175L60 176V175H62V174H64L67 170H69V168H68V166L69 167H71V168H73L74 169V167H75V169H76V166L77 167H81V166H85L86 165V162H87V160L89 159V161H90V159H92V157H94L96 154H98V153H96V152H99V154H101V158H100V155H96V156H98L99 158H100V161H101V159L103 158V160L101 161V163L103 162V163H105V164H107V161H109L111 164H113L114 162L113 161H115V156L116 157H119L120 155L122 156V154H120L121 153V151H122V153L124 154L130 147H131V145H132V143H134V142H136L137 140L139 141V140H142V139H144V138H147V140H145L144 139V141L143 142H147L148 140H150L151 138L153 139H151V143L153 144L154 142H152V141H154V140H156V141H158V142H161L160 140H162V138H165L164 137V135H165V133L166 132H163V131H165V130H163V129H159V128H161L160 126H158L159 124H157L158 122L157 121H155L156 119L154 118V117H150V118H152V120L150 119V118H144L142 121H141V119H138V121H137V119H132L131 120V118L129 119V121H128V119L127 118H129V117H124L123 115L125 114L124 112H123V107L121 106V105H123V101H122V103H121V105H120V98L119 97H121V96H123L122 95V93H121V95H119L118 93H120V92H116L115 93V90H114V88H112V86L111 87H107V88H112L113 89V91H114V94H110V92L112 93L113 91H111V89L110 90H108V89H104V88H106V86L108 85L109 86V83L110 82H108V84L106 83V81L105 80H107L106 78L105 79H103L105 76L103 75V74H101V72H100V75L98 74L99 72H97V70L98 69H96V71H95V66L93 65L92 66V62L90 61V60H87L86 59V57L85 58H83L84 56L83 55H77V54H71L70 53V51H68L67 49H60V47L59 48H57L58 46V43H57V41H55V39H54V37H55V33L57 34L58 32H60V31H62V32H64V35H66L67 36V38H71V37H74V36H76L75 34H76V32H78L76 29H75V27L77 26L80 30L82 29V27L83 26H81V25H85V26H87L86 25V21H88L89 20V18H86V19H84V17H94L95 16V18L94 19H97V21L96 20H90L89 21V23L90 24H92V22H95V23H93L92 24V27L91 26H89V27H91V28H89L88 30H86L85 29V26L83 27V29H85L86 31H91V33H92V35H95V34H97V33H99V31L97 32V29H99V30H101L100 31V33L102 34V31H103V34H107L106 36H105V38H104V36L102 37V38H104V39H106V38H108V37H110V40L109 39H106L105 41H106V43H112V41L114 42V43H120L121 42V44H122V39H124L125 38V35L128 33V24L127 23H129L130 21V24H131V26H129V28H130V32H131V30H132V28H133V31L130 33L129 32V34H132L133 36H127L126 38H133L135 41H138V40H140L141 39V36L143 37V35H147V31H146V29H145V26L144 25H142V24H144V23H146L147 21L146 20H148L147 18L148 17H146V16H144V17H146V18H144L143 16V18L144 19H146L145 20V22H144V19L141 17V15L139 14V13H136L138 10H139V5L141 4L142 5V3H144L145 1L143 0V2H142V0H141V3L139 4H137L138 5V7H135V6H137L135 3H137V2H140V1H138V0H124L123 1V3H124V6L125 7H123V6H121L120 8H119V3L117 2H115V3H113V2H111V4L109 3H107L109 0H104V2H103V0H96V1H94L93 0V5H94V7H95V11H94V7H93V5L91 4L89 7H91L90 9H91V11H93V12H97L98 10L99 11H101V12H97L95 15H94V13H93V16H92V12H90V10L88 9L89 7L87 6V4L88 3H91V2H89L90 0H85V2L83 3V1L84 0H82V1H80V0H76L77 2H79V4L78 3H76V1L75 0H71V2L72 1H75V2H72V3H74V4H70V0H68L67 2H68V4H67V2H66V0H64ZM92 1V0H91ZM101 1L103 2L102 4H101ZM137 1V2H136ZM163 1H164V3H166L167 4V1L168 0H160V2H159V0L157 1H155V4H157V5H159V3H160V5L159 6H161V4H164L163 3ZM107 4H106V3ZM127 2V3H126ZM135 2V3H134ZM158 2V3H157ZM81 3V4H80ZM96 3H98V4H101V6L100 5H98V4H96ZM63 4V5H62ZM76 5V4H78L80 7H82V8H79V6L77 7L76 6V9L74 10V8L71 10V8H67L66 6L67 5ZM103 4L104 5H107L106 6V8H105V6H103ZM113 4V5H112ZM119 4V5H118ZM166 4H164V5H166ZM66 5V6H65ZM84 5V6H83ZM86 5V6H85ZM111 5V6H110ZM121 5H123L122 3H121ZM140 5V6H141ZM156 5V8L158 7ZM46 6V7H45ZM96 6H97V8H101V9H97L96 8ZM109 6V7H108ZM61 7H62V11H61ZM70 7V6H69ZM112 7H113V9H112ZM65 8H66V14L64 13V10H65ZM80 9V10H78V9ZM86 8H87V10H86ZM111 8V9H110ZM115 8V9H114ZM135 8H138L137 10L134 9ZM159 8H162V10H160ZM165 8V7H164ZM50 9V10H49ZM64 9V10H63ZM69 9V10H68ZM102 9H103V11H102ZM159 9V11H163V7H158L157 8V10ZM75 11V12H73L72 14H71V12L72 11ZM85 10H86V12H85ZM107 10V11H106ZM109 10V11H108ZM78 11V12H77ZM61 12H63V13H61ZM87 12L89 13L90 12V14H88V15H86L87 14ZM52 13V12H51ZM74 13H76V14H74ZM82 13V14H81ZM104 13H106V14H104ZM130 13V14H129ZM136 13V14H135ZM65 14V15H64ZM74 14V15H73ZM84 14V15H83ZM125 14V15H124ZM60 15V16H59ZM86 15V16H85ZM100 15V16H99ZM105 15V16H104ZM140 15V16H139ZM54 16V17H53ZM71 16V17H70ZM73 16V17H72ZM76 16V17H75ZM134 16H135V23L140 19L139 17H141V20H139L138 21V24H140V26L136 23V26H138V31L140 30H145V31H141V32H139V34L137 33L138 31L136 30L137 29V27H135V25H134V27H133V24H132V22H134ZM48 17H53V19L55 18V17H59L58 19L57 18H55L54 19V21H56V22H54L53 21V19L51 18L50 20H52L53 22H54V24L56 25H54L55 26V30H53L54 29V26H51V25H53L52 24V21H50L49 19H48ZM66 17V18H65ZM79 17H80V19H79ZM62 18H63V20H62ZM68 18V19H67ZM71 18V19H70ZM102 18V19H101ZM130 18H131V20H130ZM138 18V19H137ZM43 19H44V21H43ZM74 19V20H73ZM83 19V20H82ZM104 19V20H103ZM128 19V20H127ZM142 19H143V22H141L142 21ZM158 19H160L161 20V18H158ZM60 21V22H57V21ZM66 20V21H65ZM72 20V21H71ZM76 20V21H75ZM82 20V21H81ZM86 20V21H85ZM137 20V21H136ZM69 21V22H68ZM78 21H80V22H78ZM83 21H85V23L83 22ZM92 21V22H91ZM38 22V23H37ZM44 23V25H42L43 23ZM47 22V23H48ZM62 22V23H61ZM77 22V23H76ZM98 22V23H97ZM160 22V21H159ZM35 23H37L36 25H38V26H35ZM57 23H61L62 25L63 24H65L64 26H62L61 24V26L60 25H58ZM66 23H67V25H66ZM80 23H83V24H81L80 25ZM134 23V24H135ZM28 24V25H29ZM69 24L70 25H72L73 24V26H71L73 29H74V32L73 33H71L72 31H73V29H71L70 27H68L69 26ZM75 24H77V25H75ZM94 24H96V25H94ZM125 24H127V26H125ZM129 24V25H130ZM75 25V26H74ZM104 25V26H103ZM40 26V27H39ZM43 26V27H42ZM59 26H60V28H63V30H61V29H59ZM67 26V27H66ZM81 26V27H80ZM95 26V27H94ZM97 26H100V27H98L97 28ZM144 26V27H143ZM57 27H58V29H57ZM67 28V30H66V28ZM95 29H94V28ZM102 27H103V29H102ZM124 27H127V28H124ZM140 27V28H139ZM141 27H143V28H141ZM50 28H53V29H50ZM65 28V29H64ZM122 28V29H121ZM37 29V30H36ZM40 29V30H39ZM50 29V30H49ZM68 29H71V31L70 30H68ZM82 29V30H83ZM94 29V30H93ZM123 29H126V30H123ZM30 30L32 31V33L30 32ZM52 30V31H51ZM59 30V31H58ZM66 30V31H65ZM75 30H76V32H75ZM81 30V31H82ZM95 30H96V32H95ZM108 30H109V32H108ZM37 31V32H38ZM51 31V32H50ZM69 31V32H68ZM105 31V32H104ZM123 31H125V33L123 32ZM135 31V32H134ZM27 32H25L24 30L23 31H21L20 32V37H22L23 39H26L27 37H29V35H28V33ZM41 32L40 33H38V34H41ZM112 32H113V34H112ZM127 32V33H126ZM144 34H143V33ZM52 33H54V34H52ZM69 33V34H68ZM75 33V34H74ZM99 33V34H100ZM123 35H122V34ZM137 33V34H136ZM27 36H26V35ZM71 34H73V35H71ZM98 34V35H99ZM120 34V35H119ZM125 34V35H124ZM25 35V36H24ZM63 34H62V36H64ZM70 35V36H69ZM124 37V38H122L121 37V40H120V42H119V40H116V39H120V37ZM135 35H139V36H135ZM146 35L142 38V39H144L145 37H146ZM24 36V37H23ZM34 36V37H35ZM116 36H117V38H116ZM135 36V37H134ZM49 37V38H48ZM60 37V36H59ZM113 37V40L111 41V38ZM138 37H140V38H138ZM51 38H53V40L51 39ZM137 38V39H136ZM141 39V40H142ZM59 40V39H58ZM132 40V39H131ZM140 40V41H141ZM55 43H54V42ZM117 41V42H116ZM51 42V43H50ZM57 43V44H56ZM54 46V47H53ZM62 50V51H61ZM64 50H65V53H64ZM67 50V51H66ZM53 51V52H52ZM44 52V53H45ZM58 52V53H57ZM67 52V53H66ZM53 53V54H52ZM62 53V54H61ZM46 54V53H45ZM52 54V55H51ZM64 54V55H63ZM68 54H70V55H68ZM47 56V58H48V53L46 54ZM64 56L63 58H62V56ZM68 55V56H67ZM66 56H67V60H66ZM72 57L73 56V59L72 60H74V62H72V60L70 59V58H68V57ZM80 56V57H79ZM82 56V57H81ZM75 57V58H74ZM76 57H78V58H80L81 60H82V58H83V60L85 61H81L80 59H77V60H75L76 59ZM47 58H46V60H47ZM51 57H49L48 58V60L49 59H52ZM70 61H69V60ZM80 61V62H79ZM17 62V67H19V60H17L16 61ZM53 61H51V63H52ZM83 62H84V64H83ZM86 62H88L87 64L88 65H91V66H88L87 64H86ZM57 63H59V64H57ZM79 64V66L77 65V64ZM83 65H82V64ZM91 63V64H90ZM34 64H37L36 63V61L35 62H33L32 63V65H30V66H28L27 68L29 69V67H30V69H31V66H33V70L35 69L36 70V66L37 65H35L34 66ZM86 64V65H85ZM73 65V66H72ZM59 66V67H58ZM86 66H87V71L89 72V73H87V71L86 70H84V68H86ZM47 67V68H46ZM80 67V68H79ZM82 67V68H81ZM89 67L90 68H92L91 70L89 69ZM52 68V69H51ZM54 68H55V70H54ZM27 69V70H28ZM29 69V71H30V74L32 75V73L31 72H33L34 74H35V71H33L32 69V71ZM26 70V69H25ZM93 70V71H92ZM28 71V72H29ZM52 71H54V72H52ZM60 71H62V72H60ZM90 72H91V74L93 75V76H91V74H90ZM94 73L99 77H96V75H94ZM54 74V75H53ZM52 75V76H51ZM18 76V77H17ZM102 76H104L103 78H101ZM75 77V78H74ZM94 77H96V80H98V82L96 81L95 82V78ZM88 78V79H87ZM94 78V79H93ZM101 78V79H100ZM63 79V80H62ZM76 79V80H75ZM99 79H100V81H99ZM56 82H55V81ZM61 80V81H60ZM13 81H14V83H13ZM19 81H21V80H19ZM33 81L35 82V83H33ZM59 81V82H58ZM102 81V83H103V81H104V87H103V89H101L102 88V86H103V84L102 83H100ZM55 82V83H54ZM90 82V83H89ZM5 83H7V84H5ZM14 85H13V84ZM57 83V84H56ZM63 83V84H62ZM6 85L5 87H11L12 88V85L13 86H15V88L13 87V89H9V88H5L3 85ZM21 84H24L23 85V87L22 86H20L19 87V85H21ZM89 84V85H88ZM93 84V86H91V85ZM11 85V86H10ZM40 85V86H39ZM41 85H43V86H41ZM95 85V86H94ZM98 85H100V86H98ZM88 86H89V88H91V90L93 91V89L94 88H96V90H94L95 92H92V93H90V89L88 88ZM91 86V87H90ZM24 88L23 89V95H22V93H21V90L19 89V88ZM25 87H27L26 88V90H25ZM42 87V88H41ZM52 87V88H51ZM88 89H87V88ZM31 88V89H30ZM41 88V89H40ZM64 88V89H63ZM99 88V89H98ZM9 89V90H8ZM18 89V90H17ZM29 89V90H28ZM34 89V88H33ZM82 89V90H81ZM98 89V90H97ZM10 90H14L15 92H12V91H10ZM24 90H25V92H27V93H25L24 92ZM28 90V91H27ZM40 90V91H39ZM64 92H63V91ZM88 90H90V91H88ZM100 90V91H99ZM105 91L106 90V92H108V91H110V92H108V94L105 96V94H106V92H105V94L103 93V91ZM108 90V91H107ZM10 91V92H9ZM39 91V92H38ZM61 91H62V93H61ZM96 91H98L99 92V94H97V92ZM40 92H41V94H40ZM48 92V93H47ZM85 92V93H84ZM101 92V93H100ZM10 93H12V94H10ZM16 93V94H17ZM19 93H21V95L19 94ZM25 93V94H24ZM46 93V94H45ZM51 93V94H50ZM69 95H68V94ZM84 93V94H83ZM95 93H96V95H99L98 97H100L101 98V96H102V99H107V98H109L110 97V99H107V101H109L108 103H110V101L112 102V103H114V105L113 104H111V105H109V104H107V105H102V101H104V100H102V99H100V98H95L96 96H95ZM102 93L104 94V95H102ZM54 94V95H53ZM89 94H90V97H89ZM93 94V95H92ZM116 94V95H115ZM5 95H7V97L8 98H5ZM38 95V96H37ZM45 95V96H44ZM84 95V96H83ZM87 95V96H86ZM101 95V96H100ZM111 95H113V97L111 96ZM14 96H17V95H14ZM18 96V97H19ZM92 96H95V97H92ZM108 96V97H107ZM114 96H115V98H114ZM31 97V98H30ZM38 97H39V99H38ZM41 97V98H40ZM62 97V98H61ZM64 97V98H63ZM87 97H89V99L87 98ZM106 97V98H105ZM124 97V96H123ZM87 98V99H86ZM94 98H95V101H96V103H98V104H96V106H97V108H95L93 105H95L94 103H95V101H94ZM111 98H113L112 100H111ZM118 98V99H117ZM29 99H31V100H29ZM37 99V100H36ZM81 99V100H80ZM86 99V100H85ZM90 99H92L91 101H92V104H91V101H90ZM97 99V100H96ZM100 99V100H99ZM115 99V100H114ZM117 99V100H116ZM40 100V101H39ZM47 100V101H46ZM55 100V101H54ZM99 100V102L101 103V107H99V108H101L99 111H98V105H100V103L99 102H97ZM120 102H119V101ZM123 100V99H122ZM81 101H82V103H81ZM84 101H86V102H84ZM107 101H104V103L106 104L107 103ZM30 102H32L33 104H31ZM53 102H55V103H53ZM84 102V103H83ZM87 102H89L88 104H87ZM118 102V104H115V103H117ZM37 103V104H36ZM53 103V104H52ZM30 104H31V106H33V107H31L30 106ZM46 105V107L45 106H43V105ZM51 104V105H50ZM84 104V105H83ZM89 104H91L90 106H88ZM2 105V104H1ZM87 105V106H86ZM116 105V106H115ZM119 107H118V106ZM35 106V107H34ZM49 106V107H48ZM83 106H86V107H83ZM103 106V107H102ZM106 106H108L107 108H106ZM111 106H114L113 108H112V110H111V108L110 107ZM8 107H10V108H8ZM31 107V108H30ZM89 107V108H88ZM92 107V108H91ZM94 107V108H93ZM2 108V109H3ZM8 108V109H7ZM37 109V110H34V111H37V113L39 112V114L41 113V111L43 110V108H45L44 110H43V112H44V114L46 113V117H51V119L53 120V118L52 117H54L55 118V116H58L57 118H55L54 120H53V122L50 124V127H45V126H43V123H39V122H37V121H35L36 120V117L35 116H37L35 113L36 112H33V110L32 109ZM42 108V110L40 111H38V109H41ZM49 108V109H48ZM104 108H106V109H109V110H107L108 112L111 110L112 111V116L113 117H111V112H107L105 109H104V112H106L107 114H106V116H107V118H109V119H107L106 117V119L105 118H103L104 117V112L102 111ZM115 108H118L117 110L115 109ZM122 109V113H123V115L122 114H120L119 115V113H121V109ZM23 109H24V113H23ZM30 109L32 110V111H30ZM97 110V111H95V110ZM5 110V109H4ZM93 110V111H92ZM93 113H92V112ZM95 111V112H94ZM114 111H116V113L114 112ZM120 111V112H119ZM82 112V113H81ZM91 112V113H90ZM32 113V114H31ZM34 113V114H33ZM97 113L98 114V116L97 115H95V114ZM26 114V115H25ZM29 114H31V115H29ZM114 114L115 115H117L116 117H114ZM16 115V116H15ZM55 115V116H54ZM110 115V116H109ZM10 116V117H9ZM23 116H24V118H23ZM32 116H33V118H32ZM93 118H92V117ZM101 116H103V117H101ZM109 116V117H108ZM0 117V118H1ZM9 117V118H8ZM23 119H22V118ZM27 117V119H29L30 117V119L32 120V127L33 128H31V133H29L30 131H29V129L28 130H26V128L24 129V130H26V131H28V133H29V135H28V133L26 132V131H24L23 130V127H22V125H23V123L22 122H20V121H23L25 118ZM91 117V118H90ZM94 117H95V119H94ZM98 117V118H97ZM101 117V118H100ZM117 117H124L125 118V120H124V118L123 119H121L120 118V120L117 118ZM12 118V119H11ZM19 118H21V119H19ZM103 118V119H102ZM114 118H116V119H114ZM29 119V120H30ZM50 119V120H51ZM102 119V120H101ZM155 119V120H154ZM20 120V121H19ZM94 122H93V121ZM98 120V121H97ZM101 120V121H100ZM105 120H106V122H105ZM111 120V121H110ZM113 120V121H112ZM114 120L116 121L115 122V127H114ZM118 120H119V122H125V124L127 125V128H126V126H125V124H124V126H122L123 127V129H122V127L120 126L121 124L120 123H118ZM122 120V121H121ZM135 121V123H134V121ZM146 120V121H145ZM149 120H151V121H149ZM97 121V122H96ZM103 121V122H102ZM127 121H128V124H127ZM145 121V122H144ZM5 122H6V124H5ZM15 122V123H14ZM37 122L39 125L41 124V127H42V129H44V130H42V132L40 133V129H38V124L35 123ZM55 122H57L56 124H55ZM62 122V123H61ZM93 122V123H92ZM99 122V123H98ZM109 122V123H108ZM122 122V123H123ZM131 122V123H130ZM138 122H140L141 124H139ZM149 124H148V123ZM21 123V124H20ZM66 123V124H65ZM92 123V124H91ZM118 123V124H117ZM133 123H134V126H133ZM137 123V124H136ZM151 123V124H150ZM155 123L157 124V128L155 127L156 125H155ZM17 126H15V125ZM18 124H20L19 125V129H20V126L22 127V132H20V133H24L25 135L23 136V135H20L18 132H19V129H18ZM36 126H35V125ZM105 124H107V125H105ZM111 124V125H110ZM132 124V125H131ZM136 124V125H135ZM139 124V125H138ZM148 124V125H147ZM3 125H5L4 127H3ZM66 125V126H65ZM140 127V128H138V126ZM155 125V126H154ZM2 126V127H1ZM35 126V127H34ZM52 126V127H51ZM66 127L67 128V130L65 129H63V127ZM106 126V127H105ZM116 126H118V127H116ZM134 128H133V127ZM136 126H137V129H135L136 128ZM15 127V128H14ZM93 127V128H92ZM99 127V128H98ZM113 127H114V129H113ZM119 127H121V128H119ZM133 128V130L134 131H132V128ZM144 127V128H143ZM4 128H6V131L4 130L3 132H2V130L4 129ZM16 128L18 129V132H17V136L16 135H13L14 136V138L11 136L9 139H7L8 138V136H9V134H15V130H16ZM39 128H40V126H39ZM104 128H106V129H104ZM116 128V129H115ZM126 128V129H125ZM131 130H130V129ZM156 128V130H154ZM9 129V130H8ZM11 129V130H10ZM14 129V130H13ZM34 129V130H33ZM39 131H38V130ZM48 129V130H47ZM83 129V130H82ZM109 129V130H108ZM113 129V130H112ZM119 129V130H118ZM121 129L123 130V131H121ZM139 129H140V132L141 133H139ZM144 129V130H143ZM149 129V130H151V131H153V132H151V131H149V132H144V131H147V130ZM153 129V130H152ZM159 129V132L157 131ZM14 132H13V131ZM96 130H97V132H99V134L97 135V133H96ZM104 130V131H103ZM112 130V131H111ZM117 130H118V132H117ZM136 130H138V131H136ZM161 130H162V132L164 133V135H163V133L161 132ZM21 131V130H20ZM33 131H37L36 133L35 132H33ZM109 133H108V132ZM115 132V134H114V132ZM126 131V132H125ZM129 131H131V132H129ZM156 131L158 132V133H160L161 132V134H158V133H156ZM9 132V133H8ZM11 132V133H10ZM77 132V133H76ZM89 132V133H88ZM133 132V133H132ZM136 132H138L139 133V135H137L136 134ZM142 132H144L143 134L144 135H146L145 137H143L144 135L142 134ZM34 133V134H33ZM101 133H103V134H101ZM120 133H122V134H124L123 136H122V134L120 135V137H119V134ZM135 133V134H134ZM146 133H148V135L146 134ZM33 135L32 136V138H31V135ZM96 134V135H95ZM128 134H129V136H131L132 134L133 135H135V136H131L132 138H130V137H127L128 136ZM131 134V135H130ZM140 134H141V136H140ZM152 135V137H151V135ZM162 135L161 137L162 138H159V137H157L156 138V136L157 135ZM8 135V136H7ZM19 135V136H18ZM91 135V136H90ZM93 135V136H92ZM100 135V136H99ZM101 135H103V136H105L104 138L105 139H107V140H103V136H101ZM110 135V136H109ZM112 135V136H111ZM118 135V136H117ZM15 136L17 137V138H19V140H18V143H19V145H17L18 143H13L14 141H17V138H15ZM24 137V138H26L27 139V141H26V144L28 143V145H27V148L26 147H24L23 145H24V143L22 144V142H21V144H20V141H21V139L20 138H22V137ZM26 136V137H25ZM96 136V137H95ZM137 136V137H136ZM99 137H100V140L102 139L103 140V142H105L104 144H103V142L101 141V142H99ZM107 137V138H106ZM113 137V138H112ZM126 137V138H125ZM133 137H135V138H133ZM138 137H141V139H138ZM156 138V139H154V138ZM12 138V139H11ZM93 138V139H92ZM94 138H96V140H94ZM110 138V139H109ZM119 138H120V140H119ZM132 139V142L130 143L131 145H129V146H127L128 144L127 143H129V141H130V139H129V141L127 140V145L126 144H124L126 141H125V139ZM137 138V140L135 141V139ZM14 139V140H13ZM30 139H32V140H30ZM38 139V140H37ZM117 139H118V141H117ZM11 140H13V141H11ZM41 140H42V142H41ZM63 140V141H62ZM73 140V141H72ZM110 140V141H109ZM113 140V141H112ZM133 140H134V142H133ZM72 141V142H71ZM83 141V142H82ZM95 141H96V143L98 142V143H101V144H96L95 143ZM107 141L109 142V143H111V144H109V143H107ZM121 142V144H120V142ZM9 142V143H8ZM11 142V143H10ZM34 142V143H33ZM39 143L40 145H36V143ZM41 142V143H40ZM95 143V145H93L94 143ZM114 142H116V143H114ZM149 142V141H148ZM157 142V143H158ZM73 143V144H72ZM144 143V145H142L139 149H138V153H137V155H141L140 154V152H143V150H144V152H146V145H147V143L145 144ZM151 143H148V144H151ZM157 143H155L154 145H156ZM4 144V145H3ZM7 144V145H6ZM16 144V145H15ZM36 146H35V145ZM42 144H43V146H45V149L46 150H43L44 149V147L42 146ZM63 144V145H62ZM104 145V147H103V145ZM108 144L110 145V147L108 148H106V146H108ZM118 146H117V145ZM123 144V145H122ZM140 144H142V143H140ZM159 144L160 143H158V145H156V147L157 146H159ZM6 145V146H5ZM12 145V146H11ZM30 145H31V147H30ZM32 145H34V146H32ZM58 145V146H57ZM100 145H102V146H100ZM114 145H116V146H114ZM120 145H121V147H120ZM154 145H152V147H151V145H150V147H149V149L150 148H152V149H154L155 147H154ZM3 146V147H2ZM18 146V147H17ZM19 146H22L23 148L21 149V150H19L20 148H19ZM65 146V147H64ZM99 147V150H102V148L101 147H103V150H102V152L101 151H98V147ZM112 146V147H111ZM123 146H124V148H125V146L126 147H128V149L127 150H125L124 148H123ZM145 146V147H144ZM147 146H149V145H147ZM7 147V149H4V148H6ZM12 147V148H11ZM33 147V148H32ZM35 147V148H34ZM37 147V148H36ZM40 147H41V150H40ZM114 147H116V149H118L117 150V152H115V148ZM143 147H144V149H143ZM10 148V149H9ZM25 148V149H24ZM31 148H32V151H31ZM95 148V149H94ZM96 148H97V150H96ZM101 148V149H100ZM105 148V149H104ZM112 148V149H111ZM159 147H157V148H155V149H158ZM8 149L10 150V151H8ZM106 149H107V152H105L106 151ZM110 150V153L107 155V154H105V153H108L109 152V150ZM124 151H123V150ZM149 149H147V151L149 150ZM1 150H2V152H1ZM13 150H16V152L15 151H13ZM26 150V152H24V151ZM39 150V151H38ZM88 151V153H87V151ZM113 150V151H112ZM121 150V151H120ZM140 150H142V151H140ZM13 151V152H12ZM20 151H23V152H21L20 153ZM38 151V152H37ZM94 151V152H93ZM112 151V152H111ZM140 151V152H139ZM153 153L155 152V150L153 151V150H151ZM151 151H148L147 153L149 154H152V152ZM164 151V150H163ZM166 151V150H165ZM7 152V153H6ZM10 152L11 153H13L14 155H16V161H17V168H16V170L15 171H7V164H9L10 162L13 164L15 161L13 160L14 159V155L13 154H10ZM15 152V153H14ZM36 152V153H35ZM46 152V153H45ZM92 152V153H91ZM105 152V153H104ZM120 152V153H119ZM167 152V151H166ZM5 153V154H4ZM23 153H26V154H24L23 155ZM29 153V154H28ZM31 153V154H30ZM42 153V154H41ZM95 155H94V154ZM103 153V154H102ZM114 153L115 154H117V155H114ZM36 154V155H35ZM39 155V157H37L38 155ZM46 156H45V155ZM88 154V155H87ZM90 154V155H89ZM94 156H93V155ZM106 155V159H108V160H106L105 159V155ZM110 154H112V155H114V156H112V155H110ZM118 154H119V156H118ZM13 155V156H12ZM21 155V156H20ZM28 155V156H27ZM33 155V156H32ZM50 155V156H49ZM87 156V158H86V156ZM92 155V156H91ZM102 155H103V157H102ZM159 155V154H158ZM5 156H6V158L7 159H9V163H8V161H7V159L5 158ZM25 156V157H24ZM67 156V157H66ZM91 157V158H89V157ZM111 156V158H109V157ZM8 157H10V158H8ZM24 157V158H23ZM46 157H48V158H46ZM52 157V158H51ZM60 157V158H59ZM70 157V158H69ZM11 158H13V159H11ZM31 158V161L29 160V159ZM44 158V159H43ZM112 158H114V159H112ZM28 159V160H27ZM37 159L39 160L38 162H37ZM51 159V160H50ZM106 161H105V160ZM13 160V161H12ZM35 160V161H34ZM48 160H50V163L48 162ZM85 160V161H84ZM111 160V161H110ZM7 161V162H6ZM41 161V162H40ZM67 161V162H66ZM83 161L85 162V163H83ZM88 161V162H89ZM105 161V162H104ZM3 162H4V164H3ZM20 162V163H19ZM23 162H25V163H23ZM27 162V163H26ZM57 162V163H56ZM109 162H108V164H109ZM22 163V164H21ZM49 163V164H48ZM61 163H63L62 165H60ZM78 163V165H76ZM102 163V164H103ZM30 164V165H29ZM54 164V165H53ZM74 164V165H73ZM81 164V165H80ZM4 165V166H6V167H4V169H3V167L2 166ZM9 165H11V164H9ZM68 165V166H67ZM80 165V166H79ZM26 166V167H25ZM74 166V167H73ZM103 166H104V164H103ZM25 167V168H24ZM40 167V168H39ZM47 167L49 168V169H47ZM23 168V169H22ZM47 169V170H45V169ZM67 168V169H66ZM71 168H70V170H71ZM30 169V170H29ZM24 170V171H23ZM27 170V171H26ZM50 170V171H49ZM59 170H62V172L63 173H61ZM63 170H65V171H63ZM4 171V172H3ZM44 171V172H43ZM53 171V172H52ZM55 171V172H56ZM9 172V173H8ZM13 174H12V173ZM17 172V173H16ZM24 172V173H23ZM40 172V173H39ZM55 172H54V174H55ZM11 173V174H10ZM31 175V177H30V175ZM45 173V174H44ZM227 173V172H226ZM16 174H18V175H16ZM26 176H25V175ZM38 175V176H37ZM47 175H48V177H47ZM53 176V178H52V176ZM11 176H13V177H11ZM20 176V177H19ZM25 176V177H24ZM36 176V177H35ZM49 176H50V179H49ZM58 176V177H59ZM222 176H223V174H222ZM228 176V174H226V177ZM263 177H264V175H262ZM34 177V178H33ZM8 178H10V179H8ZM14 178H16V179H14ZM39 178V179H38ZM261 178V177H260ZM260 178H258V180H260V181H258V180H255L256 182H254V189H255V194L257 193V195L259 196V195H261V196H259L260 198H264V196H262V195H264V178H262V179H260ZM14 179V180H13ZM18 179V180H17ZM37 179V180H36ZM43 181H42V180ZM47 181H46V180ZM51 179H52V182H51ZM2 180V181H1ZM11 180H13V181H11ZM19 180H21L20 182H19ZM38 180H40L42 183L44 182V180H45V182H49V183H44V184H49V186L51 185V187L50 188H47V186L45 185V187L46 188H44V190L43 189H41V191H40V189H39V186L42 184L40 181H38ZM50 180V181H49ZM54 180H56L55 182H54ZM15 181V182H14ZM39 182V186L37 185L38 184V182ZM4 182V183H3ZM14 182V183H13ZM35 183V184H33V183ZM12 183L13 184H15L16 186L18 185V186H24V188H22V187H19V188H21V190L19 191L18 190V194L20 195V196H18V194L16 193L17 191L16 190H14V189H17V187L15 186V185H13L12 187H15V188H12L11 187V185H12ZM41 183V184H40ZM51 183H55V185H57V186H55V187H57L59 190H52V189H55V187H53V185L51 184ZM30 184V185H29ZM43 184V185H44ZM261 184V185H260ZM3 185V186H2ZM42 185V186H43ZM25 186H26V188H25ZM28 186V187H27ZM31 186V187H30ZM32 186H34L33 188H32ZM48 186V187H49ZM253 186V185H252ZM251 186V187H252ZM2 187H3V189H2ZM13 189V191L11 192V188ZM37 187V188H36ZM44 187V186H43ZM53 187V188H52ZM257 187V188H256ZM11 189V190H9V189ZM56 188V189H57ZM2 189V190H1ZM33 189H35V190H33ZM36 189H37V191H36ZM48 189H51L52 190V195L50 194L51 193V190H48ZM253 189V188H252ZM30 190H31V192H30ZM32 190H33V193H32ZM46 190H48V192H46ZM249 190V194H251L252 192H251V189H248ZM261 190H263V191H261ZM50 191V192H49ZM74 191V190H73ZM257 191V192H256ZM259 191V192H258ZM262 192V194H260L261 192ZM4 192H6V193H4ZM22 192H24V193H22ZM45 192V193H44ZM8 193V194H7ZM42 193V194H41ZM247 193H248V191H247ZM17 194V195H16ZM30 194V195H31ZM46 194H47V196H46ZM49 194V195H48ZM12 197H11V196ZM46 197H45V196ZM55 197H54V196ZM59 195V194H58ZM257 196V197H258ZM3 197V198H2ZM9 197V198H8ZM32 197V196H31ZM37 197V198H36ZM51 197V198H50ZM54 197V198H53ZM27 198H28V200H29V202H31V204H32V207L31 208H28L29 207V205L26 207V205L28 204L27 202H28V200H27ZM46 198H48L47 200H48V202L50 203V205L48 206V204H47V201H43L44 199H46ZM10 199V200H9ZM13 199V200H12ZM18 199V198H17ZM6 200H7V202H6ZM12 200V201H11ZM50 200V201H49ZM25 201H27L26 203H25ZM34 201V202H33ZM42 201V202H41ZM54 201V202H53ZM24 202V203H23ZM38 204H37V203ZM263 202H264V200H263ZM7 203V204H6ZM15 205H14V204ZM52 203V204H51ZM59 204H60V207H59ZM2 205V206H1ZM7 205V206H6ZM12 205H14V206H12ZM4 206V207H3ZM9 208H11V209H9ZM23 208V209H22ZM26 208H28V211L29 212H27L26 210ZM52 208H54V205H53V207ZM54 208V209H55ZM64 208V207H63ZM7 209V210H6ZM62 209V208H61ZM25 210V211H24ZM22 211V215H24V214H28V216L26 215H24L23 217H25V218H23L22 219V217H20V218H18L20 215H18V213H20ZM25 212V213H24ZM3 213V214H2ZM88 213V217H89V212H87ZM21 214V213H20ZM82 214H84V213H82ZM225 213H222V214H219V215H222L223 216V219L221 220V222H220V220L218 221V220H216L218 223H216V222H214V220H215V217H214V219H213V222L211 221L210 222V225L211 226H215V229L214 228H212V227H210V225H208V227L210 228V230H211V232H212V234H211V232H210V230H209V235H211L212 237H210V239H209V241L210 242H212V244L213 243H216L217 241H222L223 243H225V244H227V245H233L232 244V242L231 241H236V240H240L239 242H236L235 244H238V245H241L242 243H240V242H242L243 240H245V241H250L251 240V243H254V244H258V243H261L262 245H263V243L264 242H260L261 240L263 241L264 240V220H262V219H256L254 222H252V219H250L251 221H249L250 222V224H247L246 222H248V220L249 219H245L244 217V220L242 221L241 219H238V215H234V218H233V216L231 215L232 213H230L229 215H231L232 217H229V216H227L228 215V213L226 214V215H224ZM4 215H3V217H4ZM17 215V216H16ZM32 215H34V218H32L33 216ZM85 215H86V213H85ZM85 215H81V218L84 216L85 217ZM219 215H217L218 217H219ZM31 216V217H30ZM36 216V217H35ZM87 216H86V218H84V220H86L87 222H89L90 223V220L89 219H91V213H90V217H89V219L87 218ZM222 216H221V218H222ZM230 219V218H233V219H230V220H228V218ZM17 217V218H16ZM28 217V218H27ZM31 218V220L33 219V221L35 222H32V224L34 225H31V222H28L29 220H27V219H30ZM218 217L216 218V219H218ZM237 217V218H236ZM27 218V219H26ZM226 218V219H225ZM238 220V222H237V220ZM240 218H242L241 216H240ZM242 218V219H243ZM22 219V220H21ZM27 220V225H26V222L25 221H23V220ZM83 219V218H82ZM225 219V220H224ZM234 219H235V221H234ZM8 220H9V222H8ZM30 220V221H31ZM37 220V221H36ZM93 219H91V225H92V229H90L91 228V226H89V230L90 231H92V232H90L91 234H96V232H94V230H99V229H101L100 230V232L99 233H97V234H99L100 236H102V237H104V235H106L104 232H106L105 231V229L107 228V227H105V225L106 226H109L108 224H112V221L110 220H108L110 223H108L107 221H101L100 222V225H99V221H96V222H94V221H92ZM122 220V222H124V220L125 219H121ZM131 220L132 219H130V221L128 220H125V222H124V224L123 225H125V226H127V227H129V229H127V227H124L123 225H122V222L120 221V219L119 220H116V221H120V223H119V225H122L124 228H126L125 229V233H124V228L123 227H121V229L123 228V233H124V235L123 236H125L126 235V231L128 232L129 230H130V234L129 235H127V236H130L131 235V232L133 231V228L134 227H136L137 229V231L139 232L140 231V233H142L143 234V232L140 230L141 228H142V224H141V222H139L140 224L138 225V224H136L138 221H133V222H131ZM233 220V221H232ZM241 220V221H240ZM245 220H247L246 222H245ZM1 221V220H0ZM52 221V220H51ZM54 222H55V220H53ZM114 221L115 220H113V224H115V226L116 225H118V222H116L115 221V223H114ZM195 221H196V219L194 220V223H195ZM224 221H226V222H224ZM13 222V223H14ZM21 222V223H20ZM25 222V223H24ZM41 223L40 225L39 224H37V223ZM93 222V223H92ZM102 222H104V223H102ZM127 222H129V226L127 225L128 223ZM135 222V223H134ZM162 222H164V221H162ZM161 222V223H162ZM198 223H196V224H194V225H196V226H199L198 224L200 223V221L198 220L197 221ZM224 222V223H223ZM228 222V223H227ZM241 222H244V223H242L241 224ZM7 223H9L8 225H7ZM106 223V224H105ZM126 223V224H125ZM130 223H131V225H130ZM132 223H133V225H132ZM168 223V222H167ZM166 222H165V226H164V228H162L161 227V225L163 224H159V223H157V226H156V231L158 232V231H161V232H163L162 230H159L158 228H162V229H164L165 230V227H167V229L166 230H168V227H170L171 229H174V230H170V228H169V230L172 232H169V230L168 231H164L165 233H167V232H169L171 235H169V233H167L168 234V237L165 235H163V234H165V233H163L162 235H160V236H163L164 238H162V242L161 243H163V242H165L166 241V237L170 240V238L169 237H171L172 235V240H173V238L175 237V235L176 234H178L179 232H177V230H176V228L173 226V224H171V226H170V224H169V226H167L168 224H167ZM214 223V224H213ZM220 223V224H219ZM246 223V224H245ZM10 224H12V225H10ZM23 224H25L26 226H27V229L29 230H25L26 229V227L25 226H22ZM28 224H30V225H28ZM37 224V225H36ZM51 224V225H52ZM159 224V225H158ZM245 224V225H244ZM15 225V226H16ZM43 225H45V226H43ZM48 225V227H49V229H50V227L51 228H54L52 231H54L51 235L50 234H48L47 233V231L49 230L48 229V227L47 228H45L46 226ZM98 225V226H97ZM140 225H142L141 227H140ZM31 228H30V227ZM33 226V227H32ZM40 226V227H39ZM43 226V227H42ZM94 226H95V228H94ZM96 226H97V229H96ZM101 228H100V227ZM133 226V227H132ZM160 226V227H159ZM163 226V225H162ZM172 226H173V228H172ZM22 227V228H21ZM25 227V228H24ZM34 227H36V229L34 228ZM110 227L111 226H109V228H107L108 230H110ZM113 227H114V225H113ZM1 228H2V230H1ZM5 228V229H4ZM17 228V227H16ZM19 228H20V230H19ZM31 230H30V229ZM103 228H105L104 230H103ZM120 228V227H119ZM140 228V229H139ZM4 229V230H3ZM6 229H7V231H6ZM43 229V230H42ZM46 229H48L47 231H46ZM50 230V231H51ZM58 230V229H57ZM103 230V231H102ZM120 230V229H119ZM132 230V231H131ZM5 231V232H4ZM22 231V232H21ZM43 231H44V233H43ZM51 231V232H52ZM9 232V233H8ZM20 232V236H19V233ZM30 232L32 233V234H34V235H30ZM60 232V233H59ZM94 232V233H93ZM109 231H107L106 233H108ZM138 232H136V233H138ZM161 232H160V234H161ZM174 232V233H173ZM177 232V233H176ZM1 233H3L2 235H1ZM6 233V234H5ZM12 233H13V235H12ZM21 233H22V236L24 237H21ZM26 233V234H25ZM47 233V234H46ZM55 233V234H56ZM122 233V231H120V234ZM122 233V234H123ZM140 233H138L139 235V237L137 238V239H139V238H142V237H144L143 239V242H145V237L147 236L146 234H144L143 236L141 235L140 236ZM159 233V232H158ZM157 233V234H158ZM10 234V235H9ZM14 234H16V235H14ZM24 234H25V236L27 235V238L24 236ZM40 234H41V236H40ZM64 234V232H62V234L61 235H63ZM122 234H121V239H123L124 237L122 236ZM155 234H156V232H155ZM155 234L153 235L152 234V237L151 236H149L147 239L148 240H150V237H151V239L153 238V236H155ZM156 234V237L155 238H157L158 237V239L160 238V236H158ZM175 234V235H174ZM231 234V235H230ZM11 235H12V237H11ZM44 235H46V236H44ZM48 235H50V236H48ZM182 235V233H180V234H178L177 236L179 237V236H181ZM15 236V238H13ZM17 236V237H16ZM176 236V237H177ZM227 236L230 238V239H228L227 238ZM247 236H249V238L247 237ZM10 237H11V239H10ZM45 237V238H44ZM48 237V238H47ZM51 237V238H50ZM99 237V236H98ZM131 237V236H130ZM130 237H128V239L130 238ZM137 237V235H135V238ZM246 237H247V239H246ZM7 238L9 239V240H7ZM21 238V239H20ZM126 238V237H125ZM160 238V239H161ZM179 238H181V237H179ZM213 238V239H212ZM28 239V240H27ZM47 240V242H46V240ZM48 239L50 240V241H48ZM62 239H64V238H62ZM120 239V238H119ZM128 239H124L123 241L124 242H128V241H125V240H128ZM146 239V240H147ZM154 239V238H153ZM158 239H157V241H158ZM163 239L165 240V241H163ZM212 239V240H211ZM217 241H216V240ZM225 239H227V241L225 240ZM233 239V240H232ZM250 239V240H249ZM6 240V241H5ZM16 240V241H15ZM23 240H25L24 242H25V244H24V242H23ZM36 240H38V241H36ZM140 240V239H139ZM147 240V241H148ZM168 240V242H169V244H171L172 246H173V243H177L178 245H179V241L181 240H179L178 241V239H174V241H173V243L171 242L172 240H170L169 241ZM175 240H177V242H175ZM213 240H214V242H213ZM229 240V241H228ZM29 243H28V242ZM53 241H55V240H53ZM56 241V242H57ZM64 241H65V243H64ZM119 241H121L122 242V240H119ZM117 242V243H121V242ZM134 241H135V239H134ZM224 241H226V242H224ZM5 242V243H4ZM21 242V243H20ZM139 241H137V243H138ZM158 242H160V241H158ZM171 242V243H170ZM179 242V243H178ZM22 243H23V245H22ZM40 243V244H39ZM54 243V242H53ZM140 243V242H139ZM166 243V242H165ZM164 243V244H165ZM30 244V245H29ZM43 244V245H42ZM260 244V245H261ZM12 245V246H11ZM14 245V246H13ZM20 245V247L18 248V246ZM24 245H27V246H25V247H28V248H23L22 249V251L21 250H19L20 248H22ZM29 245V246H28ZM46 245V246H45ZM52 245H54L55 247H53ZM115 245H118V244H115ZM167 245H168V243H167ZM31 246H32V248L33 249H30L31 248ZM38 246V247H37ZM119 246V245H118ZM170 246V245H169ZM171 246V247H172ZM12 247V249L11 250H8V249H10ZM30 247V248H29ZM42 247V248H41ZM44 247V248H43ZM58 247V248H57ZM65 247H67V248H65ZM117 247V246H116ZM174 247H175V250H176V246L174 245ZM193 247V246H192ZM191 247V248H192ZM263 247V246H262ZM4 248H8V249H4ZM16 248H17V250H16ZM37 249V250H35V249ZM173 248V247H172ZM190 248V249H191ZM47 249V248H46ZM46 249H45V251H46ZM68 249H67V252H69L68 251ZM263 249H264V247H263ZM19 250V251H18ZM63 250L65 251L64 253L65 254H63V255H61L62 253H63ZM194 250L195 251H197V249H191L190 251H188V253L187 252H185L186 254V258L185 259H187V257H188V259L190 258V257H192V258H190V259H192L193 260V262H198V258H199V256H202V255H200L199 253H198V251L197 252H194ZM21 251V252H20ZM39 251H38V253H37V255H38V257L36 256V254H35V256L34 257H36V258H38V260L40 259V257H41V255L39 256V254H41V253H39ZM213 250H210V251H208L209 253H210V255L209 254H207V253H205L202 257L203 258H208V255L210 256L209 257V259L211 258V257H214L213 255H214V253H211ZM4 252V253H5ZM8 252H7V254L6 255H8ZM44 252V251H43ZM71 252V251H70ZM168 252H170V251H168ZM174 252V256H175V253H179V251H172V253ZM259 252V251H258ZM258 252H253L252 254H249V255H244V257L243 256H241V257H243L244 258V260H247V259H249V261L247 262V263H250V264H264V254L263 253H260V252H262V251H260L259 253L262 255V257L260 256V254L258 253ZM32 253H29L28 255H29V258H28V260L30 261V256L32 255ZM46 253V252H45ZM172 253L171 254H167V252H165L163 255L165 256L166 254L168 255V256H166V257H168L170 260H168V262H167V258L166 257H164L163 256V260H164V258H165V260L164 261H166V263L168 264H173L174 262H172V261H175L176 260V258L175 257H173V258H170L171 256H173L172 255ZM181 253L183 254V257H182V255H181ZM189 253H190V255H189ZM192 253H193V255H195L196 253H198L199 254V256L196 254L195 255V257L197 258L196 260H195V258L192 256ZM31 254V255H30ZM58 254V255H57ZM188 254V255H187ZM255 254H257V255H255ZM4 255V254H3ZM18 256H20L19 254H17ZM160 255H162V254H160ZM171 255V256H170ZM185 255H184V253L182 252V251H180V255H178L177 254V256H178V258H177V260L179 261V262H183L184 261V263H188L189 264V260H183V261H181V259H183L184 257H185ZM255 255V256H254ZM5 256V255H4ZM18 256H14V260H15V258L17 259V257ZM33 256V255H32ZM170 256V257H169ZM176 256V257H177ZM232 256V255H231ZM234 256H236V255H234ZM254 256V257H253ZM257 256V257H256ZM260 256V257H259ZM6 257V256H5ZM13 257V256H12ZM12 257H10V261H12ZM34 257H33V259H32V262H33V260H34ZM64 257L65 256H63V259H64ZM157 257H159V256H157ZM180 257V258H179ZM182 257V258H181ZM202 257H200L201 259H202ZM238 257H239V259H238ZM240 256H238L237 255V257H235L236 259H235V261H237V260H240V258H241ZM247 257H249V258H247ZM256 257V258H255ZM4 258V259H3ZM21 258V257H20ZM62 258V257H61ZM160 258V257H159ZM175 258V259H174ZM250 258H252V259H250ZM255 260H254V259ZM261 258V259H260ZM18 259H19V257H18ZM17 259V260H18ZM24 259V258H23ZM173 259V260H172ZM212 259V258H211ZM258 259V260H257ZM2 260H4V262L2 261ZM12 261V263L13 264H18V262L15 260V261ZM36 260L37 259H35V264H36ZM162 260V261H163ZM176 260V261H177ZM200 260V259H199ZM206 260V259H205ZM241 260H243L242 258H241ZM241 260H240V262H241ZM243 260V261H244ZM251 260V261H250ZM3 263H2V262ZM9 261V260H8ZM8 261H7V263L6 264H8ZM28 261V262H29ZM160 261V260H159ZM161 261V262H162ZM164 261H163V263H164ZM171 261V262H170ZM176 262V264L178 263L179 264V262ZM208 261V260H207ZM232 262L231 261V264L233 263H238V261L237 262ZM242 261V262H243ZM254 261H255V263H254ZM16 262V263H15ZM190 262H191V260H190ZM244 262H246V261H244ZM256 262H258V263H256ZM260 262V263H259ZM11 263V262H10ZM9 263V264H10ZM29 263H31V262H29ZM37 263H38V261H37ZM62 263H64L65 264V262H64V260L62 261ZM76 263H78V262H76ZM76 263H73V264H76ZM166 263H164V264H166ZM186 263V264H187ZM205 263H206V261H205ZM229 263V262H228ZM32 264V263H31ZM68 264V263H67ZM78 264H80V263H78ZM158 264H160V263H158ZM162 264V263H161ZM175 264V263H174ZM180 264H183V263H180ZM207 264V263H206ZM211 264H213V263H211ZM239 264H241V263H239Z\"/></svg>", "mask_w": 264, "mask_h": 264}]
</instances>
